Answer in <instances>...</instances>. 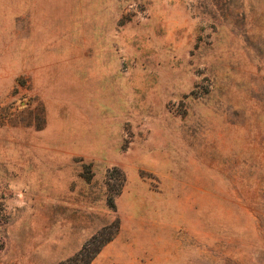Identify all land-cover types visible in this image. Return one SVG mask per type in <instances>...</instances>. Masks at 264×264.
Instances as JSON below:
<instances>
[{
    "label": "rangeland",
    "instance_id": "374dc122",
    "mask_svg": "<svg viewBox=\"0 0 264 264\" xmlns=\"http://www.w3.org/2000/svg\"><path fill=\"white\" fill-rule=\"evenodd\" d=\"M0 264H264V0H0Z\"/></svg>",
    "mask_w": 264,
    "mask_h": 264
},
{
    "label": "trees",
    "instance_id": "16d2710c",
    "mask_svg": "<svg viewBox=\"0 0 264 264\" xmlns=\"http://www.w3.org/2000/svg\"><path fill=\"white\" fill-rule=\"evenodd\" d=\"M111 204H113V198L111 197ZM111 238V237H110ZM93 239H96V237H94ZM106 240H108V238L107 239H105V240H102V241H99V243H98V247H96V248H94L91 252H90V254L83 260V263H88L89 262V260L91 259V258H93V256H94V254H96L97 253V251L99 250V247H100V245L101 244H103ZM84 249H86V246H84V248H83V250ZM82 250V251H83ZM81 254V252L79 253V255ZM78 255V256H79ZM78 258V257H77Z\"/></svg>",
    "mask_w": 264,
    "mask_h": 264
}]
</instances>
